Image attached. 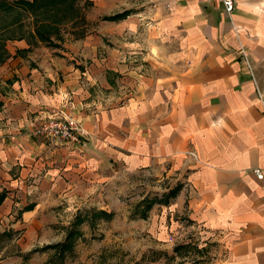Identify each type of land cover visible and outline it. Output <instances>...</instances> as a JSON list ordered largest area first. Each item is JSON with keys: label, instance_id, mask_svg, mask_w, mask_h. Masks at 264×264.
I'll use <instances>...</instances> for the list:
<instances>
[{"label": "crops", "instance_id": "1", "mask_svg": "<svg viewBox=\"0 0 264 264\" xmlns=\"http://www.w3.org/2000/svg\"><path fill=\"white\" fill-rule=\"evenodd\" d=\"M111 1L109 15L130 12L112 20L117 32L141 29L128 47L147 63L129 70V92L112 104L80 78L115 87L108 75L123 74L120 54L84 71L83 58L41 59L25 39L8 45L12 56L0 64V217L17 209L35 228L40 214L49 221L60 206L98 203L109 212L113 189L134 185L141 170L171 178L186 168L188 197L181 191L172 209L189 208L191 227L220 243L225 264H264V180L254 172H264V0H235L231 13L222 0ZM59 72L65 81L56 85ZM63 114L90 131L84 147L35 135L43 120Z\"/></svg>", "mask_w": 264, "mask_h": 264}, {"label": "rangeland", "instance_id": "2", "mask_svg": "<svg viewBox=\"0 0 264 264\" xmlns=\"http://www.w3.org/2000/svg\"><path fill=\"white\" fill-rule=\"evenodd\" d=\"M95 1H77L75 7L78 11L74 18L60 23L58 30L52 33L51 42L33 35L21 39L37 47L41 59L54 57L75 64L77 59L81 61L83 58L78 66L84 71L91 62L97 61L96 58L120 54L121 59H116L115 65L121 66L119 69L123 70V74L108 75L118 80L115 87H109L100 79L91 82L86 75L80 78L88 81L93 97L112 104L129 92V81L134 79L129 70H134V67L139 70L147 64L139 57L134 60L128 47V42L141 37L142 31L139 29L137 33H130L128 29H122L117 32L112 20H104L115 9L112 1L97 0L96 4ZM23 22L24 28L15 26L19 35L23 29L26 34L30 30L33 32L31 17ZM101 26L103 29L99 31ZM21 39L8 41L7 49L8 45L15 46L16 40ZM95 39L103 42L96 49ZM88 41L94 43L86 44ZM90 46H93L91 50ZM9 55L12 56L10 51ZM103 65L109 71L112 69L110 62ZM64 81L63 72L56 75L55 81L51 80L56 85ZM77 121L82 123L80 119ZM88 132L89 139L91 133ZM179 180L184 183L181 191L188 197L186 168L172 171L171 178H167L163 170L143 169L135 174L134 185L113 189L109 212L102 210L98 203L83 206L78 211L69 208L62 211L64 207L60 206V210L51 211L49 221L42 220L40 214V224L35 228L25 226L22 213L16 209L0 217V264H225L223 260L227 252L218 241L210 240L208 235H200L197 229L191 227L187 206L177 211L172 209L176 198L170 199L169 204L160 201ZM145 199H156L157 202L148 209ZM78 214L85 215L83 222L75 227V232L79 233L63 249L66 235Z\"/></svg>", "mask_w": 264, "mask_h": 264}, {"label": "trees", "instance_id": "3", "mask_svg": "<svg viewBox=\"0 0 264 264\" xmlns=\"http://www.w3.org/2000/svg\"><path fill=\"white\" fill-rule=\"evenodd\" d=\"M77 1L80 0H0V62H5L10 57L6 44L10 40H15V38L21 39L25 38L26 35H33L34 37L39 36L43 41L48 40L51 42L53 40L52 33L58 30L60 23L74 18L77 10V7H75ZM129 13V11H124L120 14L106 15L104 20H120ZM51 16L55 18L53 19ZM30 17L34 24L33 32L30 30L26 34L23 29L19 35L18 30H15V26H20V29L24 28L25 24L23 21ZM182 186L183 184L178 182L160 201L169 204L170 199L175 198L181 192ZM4 196L5 194L0 196V203L4 199ZM146 202L147 208L150 209L157 200H146ZM101 213L109 217V214L106 212L101 211ZM80 223L78 218L74 221L72 228L67 234L65 243L62 245L63 249L79 233L75 232L77 231L75 227ZM52 246L47 247L52 248Z\"/></svg>", "mask_w": 264, "mask_h": 264}, {"label": "built area", "instance_id": "4", "mask_svg": "<svg viewBox=\"0 0 264 264\" xmlns=\"http://www.w3.org/2000/svg\"><path fill=\"white\" fill-rule=\"evenodd\" d=\"M227 13H231L236 6L235 0H222ZM248 62L247 56H245ZM251 69V68H250ZM35 135L42 137L44 141L52 146L75 144L81 147L85 146L89 132L85 129L80 121H77L67 115L50 116L39 123L34 129ZM189 154L198 159L195 151H189ZM259 180H264V172L261 169L254 170Z\"/></svg>", "mask_w": 264, "mask_h": 264}]
</instances>
